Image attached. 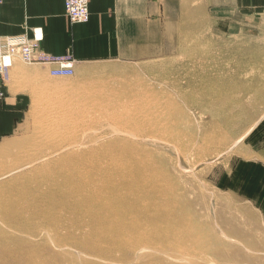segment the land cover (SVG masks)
Segmentation results:
<instances>
[{"label": "rangeland", "instance_id": "obj_1", "mask_svg": "<svg viewBox=\"0 0 264 264\" xmlns=\"http://www.w3.org/2000/svg\"><path fill=\"white\" fill-rule=\"evenodd\" d=\"M175 31L167 29L160 46L144 56L71 64V75L48 70L34 84L19 126L0 139V264H188L182 257L192 264L203 258L264 264V217L242 192L264 151V19L241 35L219 34L205 22L192 34ZM13 61L10 74L17 62L34 65L20 57ZM197 84L221 92V106L231 111L226 123L209 124V114L189 102L219 103L213 93L198 92ZM234 96L241 107L232 106ZM148 150L175 207L161 222L150 207L149 229L164 230V222L180 213L219 239L220 256L208 251L210 243L201 252L176 250L179 239L162 231L151 232L140 257L138 249L124 247L123 238H89L99 226L87 215L98 210L87 212L80 204L83 177L101 180L95 166L109 173L116 159ZM175 229L182 230L176 223ZM198 237L202 243L197 235L193 245L201 244Z\"/></svg>", "mask_w": 264, "mask_h": 264}, {"label": "crops", "instance_id": "obj_2", "mask_svg": "<svg viewBox=\"0 0 264 264\" xmlns=\"http://www.w3.org/2000/svg\"><path fill=\"white\" fill-rule=\"evenodd\" d=\"M255 19H264V0H89V20L75 24L67 20L63 0H1L0 37L27 42L35 33L41 37L35 46L38 61L17 62L9 72L0 100V139L17 129L31 88L57 67V60L80 67L101 59H135L160 46L167 29L180 37L205 22L219 34L241 35ZM256 163L242 192L264 217V151Z\"/></svg>", "mask_w": 264, "mask_h": 264}, {"label": "bare ground", "instance_id": "obj_3", "mask_svg": "<svg viewBox=\"0 0 264 264\" xmlns=\"http://www.w3.org/2000/svg\"><path fill=\"white\" fill-rule=\"evenodd\" d=\"M34 37L40 38L41 36H39L38 33H35ZM238 49H240V48H238ZM16 57H20V56L15 55V53L12 55H9L11 67H12V62H14L13 60ZM23 61L30 63V61H26V60H23ZM71 64H72V62H71ZM223 70H224V68H223ZM9 71H8V76H9ZM4 86H5V84H4ZM192 86H193V83L190 86L186 85L185 87H188L189 92H191ZM196 90L198 92L201 91V92L213 93V95H215V100L219 101V103L214 101V102L206 104L205 107H203L202 103H198L197 101L192 100V98H190L191 100L189 101L187 99L186 94H184V98L187 101L194 103L195 107L202 108L205 110V112L207 114H209V120H208L209 124L210 123H216V122L217 123L218 122L219 123L220 122L226 123L229 119V114L231 111H230V107L227 108V107H223V105L221 106V104H220L221 101H222V104H223V101H225L224 99L219 98V96L221 95V92L214 91L213 89H209V91H208V89H204L200 84H197ZM249 90H250V88H249ZM230 101L233 102V104L231 103L232 106L241 107L240 101H239V99H237V97L233 98ZM228 103H226V104H228ZM129 152H131V150H129ZM147 152L144 154H142L143 153L142 152L139 154V156H137L135 158H132L131 156L127 155V158H122L123 161H119L116 159V161L114 162V165L111 167V171L109 173H104V170L102 167L95 166L94 170L96 172H98L99 174H102L101 180L95 179V181L92 182L90 178L87 179L86 176L83 177V180L81 181V191H80L81 192V197H80L81 203L80 204H82L88 208L87 212L89 210H91L93 212V210H94L93 213H95V212H97L95 210H98V212L95 215L90 214V213L87 215V218L90 220V222H96L97 225L99 226L98 228L95 227L94 230H92L88 234L89 238H90V236H94V238L98 239V241L99 240H109V241L112 240V241H119L121 243H122V238H123L124 243H122V244H124V247H127L130 251H134L135 249L136 250L138 249L135 254H136V256L140 257L139 256L140 250L145 249L142 246H144L147 243L148 244L151 243V240H150L151 232L154 231L152 233H155L157 231V233H159L162 231V234L166 235L165 232H167V234H171V235H173L179 239V245L180 246H177V248L172 247L176 250L179 249V250H183V251H187V252H195V251L201 252V250L203 251V249H204V246L202 244L203 243H205V244L210 243L211 247L208 251H210V252L213 251L211 253H213V255L216 257L220 256L221 255L220 254L221 249L217 248L218 247L217 241L219 239L211 237V235L207 232V230L204 229V231H203L199 227H196L197 225L196 226L193 225L191 223L190 219L186 220L184 218V215H181L180 213L177 215L175 214L176 218L171 219V221H173V222H171L170 220H167L164 222L165 223V229L164 230H159L158 226H156V225H155L154 230L152 228L149 229L150 223L147 222V220H148L147 214L149 212L150 207H152L154 209L153 219L157 220L159 222L162 221V218H163L165 213H167L169 215L172 213L174 214L175 213L174 212L175 207L168 203L169 200H168L166 191H168L169 189H168L167 184L165 183L166 181L164 180L165 176H163L161 173H159V170L156 169L155 156L154 155L152 156L149 154L150 150H148ZM123 153H125V152H123ZM148 159L153 161V162L148 161ZM77 163L82 164V162L79 163L78 161H77ZM86 163H87V161H86ZM71 166H73V165H71ZM106 166H107V163H106ZM22 168L24 169L25 167L21 166L19 169L21 170ZM78 168H79V166H78ZM74 170H77L76 166H74ZM84 172H82V173H84ZM78 174H79V172H78ZM73 177H75V176H73ZM69 178H72V177H69ZM112 179H115V180L111 181ZM64 180L65 179L63 178V181ZM61 183H63V182H60V184ZM70 185H73V184H70ZM92 185H95V186L92 187ZM61 188H63V186ZM78 188H80V187H78ZM75 189H77V188H74V190ZM74 190H72L73 193H74ZM64 191L66 192V190H64ZM78 191H79V189H78ZM74 196H77V195L75 194ZM71 198L73 199L74 197H71ZM69 200H70V198H69ZM72 201L73 200H71V202ZM68 202H70V201H68ZM110 202H112L111 203L112 206L109 205ZM180 202H182V199ZM163 207H165V208H163ZM108 209H110V212L112 210V212L109 213ZM82 210H84V209H82ZM82 214H83V212H82ZM82 218L84 219V216ZM83 219H82V221H83ZM174 221L176 224H179L181 226L182 230L178 231L175 229ZM84 223H85V221H84ZM2 235H4V234H2ZM11 235H13V234H11ZM197 235L201 236L202 243L200 241V238L198 237V240L201 244L193 245V242H194L193 237H196ZM83 239H85V238H83ZM82 241L83 240H81V242ZM90 243H92V242H90ZM99 244H101V243H99ZM105 244H106V242H105ZM116 244H117V242H116ZM114 247H116V246H114ZM114 247H113V249H114ZM96 248L97 247L92 248L93 252L96 254L101 253V252H98L101 250L100 249L98 250ZM89 250H91V249H89ZM30 256H32V255H30ZM94 256H96V255H94ZM181 256H183V254ZM31 258H33V257H31ZM113 259H114V257H113ZM181 261H184L188 264L190 263V261L187 262V260L183 257H182ZM190 264H192V263H190ZM193 264H218V263H216L215 261L209 262V261H207L206 258H203V260H195Z\"/></svg>", "mask_w": 264, "mask_h": 264}, {"label": "built area", "instance_id": "obj_4", "mask_svg": "<svg viewBox=\"0 0 264 264\" xmlns=\"http://www.w3.org/2000/svg\"><path fill=\"white\" fill-rule=\"evenodd\" d=\"M1 1V0H0ZM64 13L71 24L85 23L89 20V0H63ZM27 42L24 39L16 37H0V100L5 97L4 84L8 78V71L11 68L9 55L15 53L23 60L35 62L36 41ZM56 68L50 69L52 76H68L72 74L71 61L57 60Z\"/></svg>", "mask_w": 264, "mask_h": 264}]
</instances>
